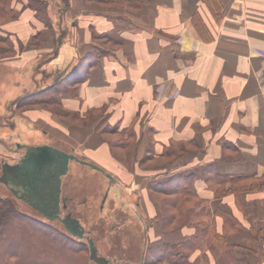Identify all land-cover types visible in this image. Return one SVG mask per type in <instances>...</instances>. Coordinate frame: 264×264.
<instances>
[{
    "label": "crops",
    "instance_id": "1",
    "mask_svg": "<svg viewBox=\"0 0 264 264\" xmlns=\"http://www.w3.org/2000/svg\"><path fill=\"white\" fill-rule=\"evenodd\" d=\"M66 15L70 35L62 38L55 53V46L49 45L48 53L22 64L21 58L0 63L20 67L32 59L55 57L51 68L56 79L85 52L101 48L93 37L106 35L107 48H102L106 53L75 84V97L62 96V106L83 113L105 105L102 126L133 127L138 139L133 171L113 158L99 130L84 129L90 133L84 149L104 169L115 172L128 192L142 188L145 202L137 204L146 215L150 210L159 221V206L149 200L144 185L163 171L143 169L138 162L148 150L152 159L165 146L171 151L173 141L184 142V153L162 177L179 170L193 172L199 195L209 198L213 206L214 194L203 178L209 165L229 174H264V0H146L134 9L69 0ZM160 84L170 95L159 100L155 90ZM24 113L34 125H50L72 143L83 145V128L64 124L47 110ZM47 131L41 130L40 136ZM217 202H226L244 227L228 234V242L256 250L249 260L264 264V238L257 233L259 228L264 233V186L245 194L241 204L233 194ZM216 223L221 232L220 216ZM155 230L156 237L168 241L192 232L188 226L169 232L175 236L160 227Z\"/></svg>",
    "mask_w": 264,
    "mask_h": 264
},
{
    "label": "trees",
    "instance_id": "2",
    "mask_svg": "<svg viewBox=\"0 0 264 264\" xmlns=\"http://www.w3.org/2000/svg\"><path fill=\"white\" fill-rule=\"evenodd\" d=\"M47 1L49 0H0V62L21 58L22 64L48 53L49 45L55 46V53L57 44L62 38L68 37L64 35V31L59 35L56 33ZM78 1L87 6L134 9L146 0ZM68 5L69 1L67 7ZM24 37L28 38L26 42ZM104 37L106 35L100 34L93 38L100 40ZM104 53L106 51L102 47L95 46L85 52L66 72L56 79L55 76L50 84L12 100V106L20 112L30 109L47 110L60 121L68 123L66 116L70 113L63 109L62 96H76L75 84L87 77V71L98 64L99 57ZM103 108L105 105L93 108L92 111ZM71 116L79 118L81 114L74 112ZM105 118L106 115L101 121ZM106 130L107 134L115 136L113 139L107 138L113 158L127 170L133 171L132 161L136 157L138 142L133 127L120 128L105 124L99 134L102 135ZM102 138L105 139L104 136ZM170 146L171 151L165 146L155 159L151 158L150 150L140 158L138 163L142 166L147 161L156 162L151 167L143 166V169L163 171L147 179L144 187L149 200L159 206L161 215L158 222L162 231L175 232L188 226L192 232L177 241H168L161 236L149 238L144 244L143 264H252L248 255H255L256 250L227 240L228 234L244 228L242 222L226 202L219 203L217 200L233 194L235 202L241 204L245 194L263 188L264 174H229L220 172L214 164L209 165L204 169L203 178L214 194L213 206L209 198L199 195L193 172L179 170L162 177L174 159L184 153V142L173 141ZM113 147L125 149L128 155L125 158L118 157L114 154ZM216 216H220L223 221L221 232L217 230ZM262 231V228L257 229L260 238H264ZM249 232L254 233L252 230ZM85 249V242L80 238L31 217L20 211L11 197L0 195V264H87ZM88 258L90 259L89 256ZM255 261L258 262L259 259Z\"/></svg>",
    "mask_w": 264,
    "mask_h": 264
},
{
    "label": "rangeland",
    "instance_id": "3",
    "mask_svg": "<svg viewBox=\"0 0 264 264\" xmlns=\"http://www.w3.org/2000/svg\"><path fill=\"white\" fill-rule=\"evenodd\" d=\"M68 1H47L56 33L60 34L64 31V35L67 36L70 35V20L66 15ZM100 7L107 6L101 5ZM95 43L102 48H107V41L104 39H96ZM55 62V57L47 59V56H43L42 58L32 59L20 67L9 63H0V159L12 161L11 157L14 155V148H18L17 145L21 143L29 144L38 137H43L51 144L74 152L79 158L96 163L84 149L88 143L87 136L90 135L84 129L102 130L104 126L101 124L103 121H101V118L106 115L105 108L94 112L92 109L83 113L80 112L81 116L79 118H73L71 114L74 112L67 110L70 113L69 116H66L69 125H75L84 130H80L83 145L78 146L76 143H72V139L59 135L58 130L51 128L50 125L43 127L34 125V122L32 123L23 116L24 112L14 109L11 104V101L20 95L49 84L56 76V72L51 68V64ZM63 123L65 124V122ZM40 129L48 131L40 136L42 133ZM69 136L73 137L72 134ZM101 136H104L106 140L115 137L107 134V130ZM18 152L21 153V149ZM113 152L120 158H125L128 155V151L118 147H113ZM155 163V161H147L144 166L151 167ZM99 166L103 167L102 165ZM232 168L230 167L231 170ZM105 170L113 175L117 181H110L100 171L86 164L70 163L69 171L64 177V192L69 197L67 201L68 209L80 219V222L88 231L89 237L93 239L97 256L101 258L102 262L107 259V264H143L144 244L149 238L156 237L157 232L155 229L160 224L157 219L158 216L150 215V210L147 211L146 215L137 204V202H145L142 197L144 192L142 188L136 187L128 192L125 189L126 183L122 182L115 172ZM138 179L141 184H144L145 179H143V176L140 175ZM0 195L11 197L20 211L71 235L60 222L46 220L32 207L21 200L15 199L2 181H0ZM163 233L175 236L169 234V232ZM80 240L85 242L84 255L87 257L85 258L87 264H99L94 259L88 258L89 251L86 240Z\"/></svg>",
    "mask_w": 264,
    "mask_h": 264
},
{
    "label": "flooded vegetation",
    "instance_id": "4",
    "mask_svg": "<svg viewBox=\"0 0 264 264\" xmlns=\"http://www.w3.org/2000/svg\"><path fill=\"white\" fill-rule=\"evenodd\" d=\"M30 144L34 145H49L56 148H59L67 153H73L72 151H67L60 148L57 145L51 144L44 140L42 137H38L35 141L31 142ZM19 149H21V153H19ZM25 152V148L18 147L14 148V155L11 157L12 161H8L5 159H0L1 161V172H0V181H2L5 185V182L11 181L15 188H8L11 194L15 199L21 200L30 207H32L35 211L42 215L46 220L57 221L60 222L63 227L65 228L64 224L56 218V206L58 207L57 210L58 214L61 217L70 216L80 221V219L72 214V212L68 209L67 201L69 197L65 194L64 190V177L69 171V166L71 162H76L81 164L80 162L76 161L75 159H71L68 162V169L65 174L61 176V181L59 185H57L56 180L54 177L48 178L49 175H52L53 172L56 170V166L53 165H46L44 166V174H47L37 184H33L34 181H29L28 177L22 176L18 173V170L14 168V164L18 162V160L22 157ZM50 151H47L46 157L49 155ZM76 155V154H75ZM77 156V155H76ZM78 157V156H77ZM43 168V165L41 166ZM28 181H26V180ZM50 182V185L44 184L42 186L39 183ZM82 224V223H81ZM83 225V224H82ZM85 236H89L88 231L85 229ZM106 258V257H105ZM103 260V259H102ZM103 264H107V259H104Z\"/></svg>",
    "mask_w": 264,
    "mask_h": 264
},
{
    "label": "water",
    "instance_id": "5",
    "mask_svg": "<svg viewBox=\"0 0 264 264\" xmlns=\"http://www.w3.org/2000/svg\"><path fill=\"white\" fill-rule=\"evenodd\" d=\"M17 147L25 148V152L22 157L18 160L17 163L14 164V168L18 170V173L25 178L28 177L29 181H34L33 184H37L39 179L41 180L47 174H44V166L46 165H53L56 166V170L53 172L52 175H49L48 178L54 177L56 180L57 185H59L61 181V176L66 173L68 169V162L71 159H75L76 161L91 166L92 168L100 171L104 174L110 181H116V178L113 177L110 173H108L103 167L97 165L94 162H90L88 160L82 159L77 157L73 153H67L59 148L45 145H34V144H25L21 143L17 145ZM47 151H50L49 155L46 157ZM43 165V168L41 167ZM49 166V168H50ZM26 180V179H25ZM28 181V180H26ZM8 188H15L11 181L5 182ZM47 184L50 185V182L39 183L40 186ZM58 207L56 206V218H58L65 226V229L73 236L78 237L80 239H85L88 243L89 247V257L90 259H94L99 264L101 263V258L97 256L96 248L93 242V239L89 236H85V228L81 224V222L75 218L70 216L61 217L58 214L57 210Z\"/></svg>",
    "mask_w": 264,
    "mask_h": 264
},
{
    "label": "built area",
    "instance_id": "6",
    "mask_svg": "<svg viewBox=\"0 0 264 264\" xmlns=\"http://www.w3.org/2000/svg\"><path fill=\"white\" fill-rule=\"evenodd\" d=\"M263 75H264V67H263ZM156 91V99H161L165 95H170L167 91V87L165 85L160 84L159 87L155 90Z\"/></svg>",
    "mask_w": 264,
    "mask_h": 264
}]
</instances>
